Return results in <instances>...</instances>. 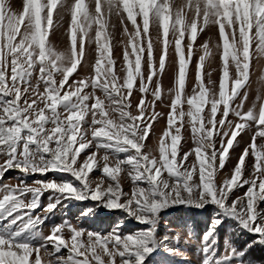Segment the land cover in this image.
Wrapping results in <instances>:
<instances>
[{"label":"snow or ice","instance_id":"snow-or-ice-1","mask_svg":"<svg viewBox=\"0 0 264 264\" xmlns=\"http://www.w3.org/2000/svg\"><path fill=\"white\" fill-rule=\"evenodd\" d=\"M54 12L57 28L70 15V43L63 50L47 42ZM110 16L118 17L121 24L130 21L134 30L118 71L112 72L113 61L108 58L101 79V65L109 51L104 17ZM150 17L154 40L141 47V33L148 36ZM170 22L177 60L168 52V67L175 70L178 63L179 71L168 89L169 129L184 86L185 34H189L184 45L189 58L198 23L201 31L218 28L219 41L212 47L208 41L201 45L197 79L207 59V86L201 82L198 90L185 94L188 108L180 110L179 117L188 119L175 128V134L165 130L157 137L158 146L149 145L150 130L156 135L152 121L161 115L155 103H163L160 77L166 70ZM93 25L94 36L88 35ZM124 33H129L127 26ZM154 44L163 45L155 67ZM216 55L222 61L218 83L213 79ZM230 65L234 67L229 88ZM250 68L253 74L260 73L255 99L250 96ZM82 72L86 74L81 76ZM154 75V88H149ZM137 79L136 91L151 96L147 103L145 95L133 103ZM86 88L89 91H82ZM209 93L210 107L202 116ZM181 127L185 132L191 129L195 147L181 148L177 160ZM243 132L251 133V142L232 171L221 177ZM184 139L187 143L188 137ZM191 156L195 158L189 161ZM0 160V180L9 170H19L24 177L67 173L79 182L33 180L29 184L20 179L18 184L0 185V222L6 221L0 224V264H42V251L43 264H177L174 258L178 246L186 242V224L161 235L160 213L180 205L198 210L213 206L206 236L228 217L250 226L256 242L264 244V209L259 207L264 201V0H89L87 4L85 0H22L20 11L13 8L12 0H0ZM98 168L102 175L97 181L89 174ZM126 180L131 182L130 191L123 188ZM242 188L244 192L237 195ZM49 190L52 195L44 214L35 213ZM64 200H91L96 205L82 209V215L95 216L99 208L120 210L145 227L124 232L121 221L101 234L65 219L45 235L40 226Z\"/></svg>","mask_w":264,"mask_h":264},{"label":"rangeland","instance_id":"rangeland-1","mask_svg":"<svg viewBox=\"0 0 264 264\" xmlns=\"http://www.w3.org/2000/svg\"><path fill=\"white\" fill-rule=\"evenodd\" d=\"M43 2V0H42ZM89 0H85L87 4ZM13 8L17 11L22 10V0H12ZM126 17V13L124 14ZM43 16V13H42ZM107 21L106 32L109 34L108 42H109V51L106 54V59L102 62V77L103 79V71L108 67L107 59L110 58L113 63L111 65V69L113 73L118 71L120 64L122 63V57L125 45L127 44L128 35L134 30L132 28L130 21H125V24H121L118 17L110 16L104 17ZM138 23L140 22V17H137ZM56 23V16L55 12L53 15V27L49 29L47 35V42H51L58 47L59 50H63L65 47L68 46L70 43L69 35H68V28L70 24V15L66 14L65 19L62 22V26L57 28L55 27ZM187 23V21H186ZM115 25V27H113ZM127 26L129 29V33H124V27ZM96 25H93V29H90L88 35L94 36V29ZM112 34H114V39L112 38ZM79 39V37H78ZM147 40H154L152 26H151V17H150V24H149V34L147 37L141 33L140 37V46L144 47ZM168 46L167 52H165V74L160 77L161 79V101H156L155 103V111L159 112L161 115L157 117L156 120L152 121L154 125V131L156 133L155 136L152 135V130L149 132V138L146 140V143L149 145H157L158 140L157 137L163 135L165 130H169L172 134H175V128L180 127L184 120L188 118L185 117L183 120L179 117V111L184 110L187 111L188 105L186 103L185 94L191 95L192 89L197 88L201 82H204L206 85V76L204 73L208 71L207 59L204 65L201 66L199 77L197 79V69H196V62L198 61V57L203 54V49L201 45L205 43V41L209 42V46L212 47L215 43L219 41V33L218 28L216 27H204L203 31L200 30V26L198 23V31L194 41H192V56L189 58L187 56V48L184 45L189 40V34L186 33L184 40L182 41V48L185 52V59H186V66H185V79H184V86L181 91V103L177 105V112L174 115V122L171 129L168 126V114L170 113L171 109L170 106V98L168 96V89L173 88L175 75L178 74V63L173 70L172 68L168 67V52L172 53V59L177 60V57L174 54V39L172 36V29H171V22L169 27V34L167 37ZM85 41V50L87 55V50L89 47L88 44V37H84ZM115 44V48L112 45ZM92 47H95L94 43ZM163 45H156L154 44V67L158 65V59L160 53V49ZM129 52H131V47H128ZM213 51L215 49L213 48ZM232 49H230V52ZM146 47L144 52L141 54V71H145L144 66V58L146 57ZM134 59V58H133ZM230 59V57H229ZM83 63V59L81 60V64ZM221 56L216 55L215 57V66L217 71L213 73V79L219 81L220 78V65H221ZM234 66L230 65V72H229V84L228 87L230 88L231 83V73L232 68ZM79 71V66L77 68ZM86 73H81V76L85 75ZM260 75L259 72L256 74L252 73V69L250 68V79L253 82V88L250 91V96L252 99H255V88L258 87L256 81L258 76ZM76 76V73H73V77ZM73 77H70V81ZM156 76H153V83H149V88H154V81L156 80ZM138 79L134 82V96L135 99L133 103L135 104L138 102L141 95H145L146 103L148 100L151 99V96L147 93L141 94L140 92L136 91V87L138 85ZM207 86V85H206ZM67 87V85H66ZM82 91H89V89H83ZM227 91V89H226ZM99 94V93H97ZM210 93L205 97V104L202 107L201 115L204 116L208 110L210 105L208 104V97ZM174 98V96H173ZM75 99V98H73ZM246 105L248 107L251 106L250 101H246ZM219 116V112L217 114ZM229 118H232L231 115ZM181 133V140L179 141L178 147V156L177 160H179L180 156L183 154L180 149L182 148L183 151H189L195 147L191 140V129L189 128L187 132H185L184 128H180ZM184 137H188L187 143H185ZM169 145L171 144L170 136L166 138ZM240 140V144L238 146L234 143V150H230V158L226 162L224 169L221 170L220 176L223 177L224 174L230 173L232 169L235 167L239 155L242 153L244 147L247 146L251 142V133L243 132L238 137ZM94 150V149H93ZM103 153H98V157ZM158 154V152H157ZM84 153H82V156ZM123 155V154H121ZM195 157L191 156L189 161L193 160ZM243 160L242 157H240ZM2 162V160H0ZM247 162L249 165L251 164V160L248 159ZM102 164V162H101ZM92 176L93 179L97 181L102 175L101 169H94L92 173L89 174ZM19 178V179H18ZM20 179L26 180L27 183L31 184L33 180H72L74 181L75 185H79L78 181H75L70 174L67 173H53L49 172L45 175L34 174L32 176L24 177L23 173L19 172V170H9L5 174V177L0 180V185L4 183H12L18 184ZM123 188L125 191H130L131 182L130 180H126L123 183ZM244 192V189H240L237 195H241ZM52 195V191H46L44 195L41 197V205L39 208L35 210V213L44 214V208L49 203V196ZM97 202L86 200V201H75L72 200L69 203L67 200H64L57 206L56 209L53 210L52 213L48 214V219L45 221L43 225H41V229L43 230L45 235L50 233V229L52 225L59 224L63 222V220L67 219L70 221L74 226L83 227L87 230L100 232L101 234H106L107 232L111 231V229L118 223L123 221L124 222V232L134 231L140 227H145L144 225H138L135 223L134 220L127 219L125 214L120 210L109 211L103 208H99L97 214L95 216L92 215H82V209L85 207H93L96 205ZM67 205V207H65ZM261 209H264V201H261L259 204ZM214 211L213 206H209L205 210H198L193 207L187 206H172L169 207L160 213V233L163 234L168 228L175 229L176 225L179 224H186L185 228V236L186 242L182 243L178 247L180 248V252L175 256V261L177 264H258L257 262H253L249 259V253L252 248L261 250L260 252H264V244L257 243V235H255L249 228H245L242 226L241 222H238L237 219H231L225 217L223 223L215 229L214 233L210 236H206V233L209 231V224L211 223V216L212 212ZM264 215V214H262ZM6 223L0 222V224ZM207 249V251H205ZM49 250H51V246H49ZM248 255H247V253ZM64 254L67 255V251L64 250ZM259 254V253H258ZM42 255V264H43V251Z\"/></svg>","mask_w":264,"mask_h":264},{"label":"trees","instance_id":"trees-1","mask_svg":"<svg viewBox=\"0 0 264 264\" xmlns=\"http://www.w3.org/2000/svg\"><path fill=\"white\" fill-rule=\"evenodd\" d=\"M260 251L261 250L255 248H252L250 251H247L250 254L249 259L253 262H257L258 264H264V252H260Z\"/></svg>","mask_w":264,"mask_h":264}]
</instances>
